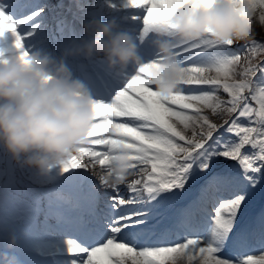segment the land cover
I'll return each mask as SVG.
<instances>
[{"label":"snow or ice","instance_id":"1","mask_svg":"<svg viewBox=\"0 0 264 264\" xmlns=\"http://www.w3.org/2000/svg\"><path fill=\"white\" fill-rule=\"evenodd\" d=\"M245 2L264 24V0ZM127 6L144 10L142 16L133 17L143 24V39L154 25L166 24L179 4L177 0H127ZM38 14L33 12L18 23L28 24ZM18 23L0 10V35L5 31L15 34ZM245 42L243 52H232L233 43L218 45L208 37L173 41L184 72L176 91L162 96L154 89L148 73L161 59L156 53L136 69L111 103L94 102L87 137L78 153L61 163L62 172L89 181L88 199L93 207L107 188L93 180L90 164L107 171L114 154L123 152L129 170L138 178L127 182V199L119 195L118 187L111 188L117 194L108 198L106 211L86 240L104 233L102 242L97 246L65 242L68 254L75 257L72 264H264V215L258 231L237 227L242 208L251 198L249 187H264V61L253 63L257 55L264 54V41L252 37ZM15 48L22 59L27 55L20 35H16ZM241 58L246 63L236 79ZM220 89L227 99L217 94ZM206 110L230 119L217 125ZM241 118L248 123L241 124ZM189 129L191 136L185 135ZM220 129L236 139L214 136ZM246 147L252 151L245 152ZM220 158L237 161L239 174L228 168L217 170L223 163ZM190 184H200L199 205L219 199L214 214L209 218L205 211L197 217L190 205L158 232L159 221L153 222L160 215L158 209L182 195ZM235 186L241 191L231 198L218 197ZM173 234L178 239L183 235V241L162 243ZM254 244L260 255L240 254ZM229 252L235 253L234 258L226 255Z\"/></svg>","mask_w":264,"mask_h":264},{"label":"clouds","instance_id":"2","mask_svg":"<svg viewBox=\"0 0 264 264\" xmlns=\"http://www.w3.org/2000/svg\"><path fill=\"white\" fill-rule=\"evenodd\" d=\"M166 24L154 25L152 44L161 57L148 73L154 89L162 96L176 91L184 76L174 54L173 41L192 42L208 37L218 45L247 41L254 36L255 12L245 0H186L179 3ZM86 39L66 55L85 58L102 56L109 68L123 70L130 63L142 64L137 45L124 32H116L114 21L91 20L84 24ZM94 101L83 84L73 79L63 60L53 62L35 50L24 58L0 53V148L22 167L48 170L75 156L82 147L94 119ZM123 152L112 157L107 171L95 164L90 175L102 187L116 188L133 173ZM18 237L10 233L7 248ZM0 264H16L14 257L0 255Z\"/></svg>","mask_w":264,"mask_h":264},{"label":"bare ground","instance_id":"3","mask_svg":"<svg viewBox=\"0 0 264 264\" xmlns=\"http://www.w3.org/2000/svg\"><path fill=\"white\" fill-rule=\"evenodd\" d=\"M3 1L4 0H0V4L3 3ZM66 1L68 2L66 7H63L61 10H59V9L56 10L57 19L67 17L69 14V11H70L69 6L75 5L77 2V0H66ZM84 1L86 2V6L83 9L78 8L79 17L82 18L84 21L88 22L91 20H99L101 22H107L109 20H112L115 22V24H117L118 28L120 27L118 32L127 33L132 38L134 43H136L138 41L139 33L142 32V28H141L142 22L140 19H133V17L134 16L135 17L142 16L144 14L143 9H136V8L128 7L127 6V0H84ZM39 2L42 4L43 0H40ZM32 3H34V2H32ZM82 5H85V4H82ZM32 6H35V4L32 5L31 2H28L23 10L15 11V8H14V12H13V10H9V8H6L4 10V12L7 15L10 14L11 15L10 19L13 22H16L17 21L16 19L18 18L17 16L19 14L25 12V11L30 10ZM43 9H44L43 12L45 14L47 13L48 15H42L38 18H35L32 21H30L28 24L36 25L38 23L37 24L38 26L40 24L41 29L39 30L38 35H37V36H40V38L37 40H40V42L42 44H44L48 48H51L52 50H55V47H56V51H57L59 48V44H55L54 45L55 47H54L52 42H51V39L49 37H47V35L44 32L46 30V28L53 29V28H56V26H52L51 21L47 20L48 18H50L51 14H49V11L46 10L45 5H44ZM71 9H76V8L73 7ZM32 13H33V10H31L29 12V15H31ZM105 13H107L109 15H107ZM117 15H119V16L121 15L123 18H120ZM108 16H110V17H108ZM125 16H130L129 17L130 19L129 18L124 19ZM255 18L258 20V23L255 24V26L258 30V28H261L260 26H262L264 24L260 23L258 16H255ZM46 23H47V25H46ZM22 33H24V29H22L21 27L16 28L15 34L11 31H7L4 38H10V40H0V53L4 54V50L10 49L12 47L15 48L16 35H20L22 37L23 48H24V50H28L29 38H31V37L25 36ZM56 33H58L59 35H62L61 30H57ZM81 35H82L83 39L87 38L85 35V32L81 33ZM65 39H66V37L64 38V40ZM143 39H144V41H146V40L152 41L154 39V37L151 33H149L148 35H145L143 37ZM54 40L56 41V35L54 36ZM60 44H61V42H60ZM63 46H64L65 51L67 53V51L69 49H71L72 47H74L75 45L73 46V45L68 43V44L63 45ZM18 51L19 50H17V52ZM32 51H34V50H31V52ZM12 52H15V51L12 50ZM66 53H62L63 57H60V58L63 60L64 64L66 65V67L68 68V70L71 74H75L77 72V73H79V76H80L81 75L80 71L77 69L76 65L79 62L87 61V58H85L83 56L81 59L77 60V62L74 63V61H76L75 57L80 56V55H66ZM58 55H61V54L58 53ZM50 58H53V57H50ZM53 61L56 62V59ZM181 143H183V142H181ZM97 167L100 168L99 165H97ZM136 176H137L136 174L130 175L129 179L136 178ZM239 191H241L240 188L234 189V190L229 189L223 193L218 194V197L231 198V196L233 194H235ZM211 203L215 207L219 203V199H216L214 202H211ZM244 209H245V207L243 206L240 216L245 212ZM212 214H214V212ZM58 230L60 232H62V230H60V229H58ZM36 236H39L42 238H49L48 232H47V227L45 224H41V231L38 232L36 234ZM52 240L54 241V239H52ZM240 254L241 255H247V254L260 255L258 253H254L253 250H249L248 248L242 250L240 252ZM74 258L75 257H73V259ZM230 258H234V256L231 255Z\"/></svg>","mask_w":264,"mask_h":264},{"label":"rangeland","instance_id":"4","mask_svg":"<svg viewBox=\"0 0 264 264\" xmlns=\"http://www.w3.org/2000/svg\"><path fill=\"white\" fill-rule=\"evenodd\" d=\"M252 23H253V29H254V38L256 40H262L264 41V25L260 26L261 28H256L255 24L258 23V20L255 18V16L252 18ZM246 42H239L235 43L237 45V48H231L232 52H243L244 44ZM255 58L258 59V61H264V54L257 55ZM246 63L244 58H241L240 62L238 65H236L235 71H236V79H239V73L242 70V66ZM221 98L222 96L220 95V91L217 93ZM226 97L225 99H227ZM223 99V98H222ZM206 114L209 116L210 120L214 122L215 120H225V119H230L229 116L220 114V115H213L210 111L206 110ZM241 124H247V120L241 118L240 120ZM196 131H199L197 128ZM185 135L191 136L192 135V130L189 129L185 132ZM229 140V139H225ZM245 152H251L252 149L250 147H246L244 149ZM227 164V163H226ZM6 165L5 168L7 171H11L15 169L18 173L15 174L14 176V183L7 185L8 182H5V179H2L3 184V189L6 193H4L5 197L7 200H11L8 203L7 201L2 202L1 204V212H0V237H2L5 241L4 244L1 245V250L4 252V256H11L13 253H19V254H31L35 258L39 256V254L32 253V251H27L25 252L23 250L22 245L16 244L15 247L9 249L7 248V239L10 233L14 234V229L12 225L17 224L18 221H20V212L18 207L20 206V203L25 204V209L31 208L36 205L35 200H37V197L40 196L41 190H44L47 192L48 188H52L49 185V180L47 179V174L44 175V177H41V175L37 174L36 169L31 168V167H22L20 165L18 166H13L12 165V159L9 158L6 160ZM220 166V165H219ZM218 166V168H219ZM17 167V168H16ZM1 169H2V162L0 160V174H1ZM219 170V169H217ZM61 173V172H60ZM68 176H71L72 174L66 173ZM236 174V173H235ZM64 180L63 183H65V178H62ZM190 185H197V184H190ZM15 217V219H14ZM230 253V252H229ZM227 253V254H229ZM60 254V253H59ZM52 256L50 257H43L37 259L40 261V264H49L51 262ZM54 262H57L58 258H54ZM183 264V262H181Z\"/></svg>","mask_w":264,"mask_h":264}]
</instances>
